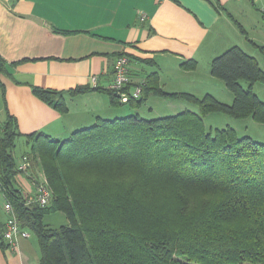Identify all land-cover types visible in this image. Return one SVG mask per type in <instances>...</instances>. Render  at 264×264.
Returning a JSON list of instances; mask_svg holds the SVG:
<instances>
[{
  "label": "trees",
  "instance_id": "1",
  "mask_svg": "<svg viewBox=\"0 0 264 264\" xmlns=\"http://www.w3.org/2000/svg\"><path fill=\"white\" fill-rule=\"evenodd\" d=\"M252 44L264 56V46ZM181 65L190 70L196 62ZM210 74L232 93L230 103L210 93L163 91L150 74L131 105L153 92L198 111L99 117L63 140L26 134L52 192L47 206L26 204L16 186L13 148L22 134L8 115L0 135V189L20 226L35 233L38 264H264V143L231 126L207 128L203 120L217 112L264 123V101L253 91L255 83H264V71L254 56L232 45L211 60ZM87 90L32 86L62 112L65 94ZM107 92L112 105L120 104L112 89ZM53 211L65 213L68 223L45 224L43 215Z\"/></svg>",
  "mask_w": 264,
  "mask_h": 264
},
{
  "label": "crops",
  "instance_id": "2",
  "mask_svg": "<svg viewBox=\"0 0 264 264\" xmlns=\"http://www.w3.org/2000/svg\"><path fill=\"white\" fill-rule=\"evenodd\" d=\"M140 13L146 15L144 20H140ZM244 18L252 23L254 35L243 24ZM252 42L264 46V0H0V135L8 115L22 134L18 138L29 144L26 134L43 132L63 140L99 117L140 115L143 107L145 114L151 115L146 118L188 108L175 104L180 99L153 92L141 105H112L107 90L114 59L121 53L130 59L131 89L156 74L163 91L197 97L210 93L230 103L232 93L210 74L211 60L232 45L255 57L250 51L256 48ZM191 59L196 67L184 69L181 64ZM201 68L208 70L215 89L197 80ZM92 76H96L95 84ZM32 86L63 91L87 86L89 90L65 94L66 111L62 112L37 97ZM20 155L14 153L15 158ZM29 173L35 176L33 166ZM27 178L32 177L15 176L24 197L20 179L26 182ZM1 193L5 203L7 198L0 189ZM6 219L3 207L1 232ZM39 255L37 238L31 235L18 238L13 246L5 240L0 246V264H38Z\"/></svg>",
  "mask_w": 264,
  "mask_h": 264
},
{
  "label": "rangeland",
  "instance_id": "3",
  "mask_svg": "<svg viewBox=\"0 0 264 264\" xmlns=\"http://www.w3.org/2000/svg\"><path fill=\"white\" fill-rule=\"evenodd\" d=\"M237 19H238V21H242L239 16L237 17ZM243 20H244L243 24L245 25L246 29L249 31L250 35H254L255 32L252 30V27H251L252 23L248 22L246 20V18H244ZM260 20H261V18H260ZM255 41H257V40H255ZM250 51H251V53H253L255 55V57L257 58V60L259 62L260 67L264 71V56L256 48L251 49ZM196 75H197L196 78H197V80H199L200 83H202L203 85H206L211 90L215 89L214 86L213 87L211 86L212 82L211 81L209 82V79H208L209 73H208L207 69H203V68L199 69V71H197ZM215 82H219V84H223V82L220 81L219 79H215ZM253 91L259 96V98L262 101H264V83L263 82L255 83L253 86ZM217 92H218V90H217ZM219 97L222 99V96H219ZM221 101H223V100H221ZM174 102H175V104H184L188 108H181V107H179L177 109L175 108L176 110H173L169 114H165V115H174V114L181 112L185 109H191L193 111H198V106L190 104L185 100L180 99V100H176ZM223 102H225V101H223ZM114 106L116 108L134 107L130 103L117 104ZM157 106L155 105L156 109H157ZM161 107H159V108H161ZM176 107H178V106H176ZM143 108L140 111V115L142 117H145V118L150 117L151 115L147 116L148 114H145L146 111ZM128 114H130V113H128ZM128 114H121L118 116H113L112 118L122 117V116H125ZM112 118H110V119H112ZM203 120H204L205 126L207 128L215 129V128H223V127L231 126V127L235 128L238 135H240V136L248 135L253 140L260 142V143H264V123L256 122L251 117H247V118H243V119H237V118H234L228 114L213 112V113L206 114L203 117ZM13 151H14L16 156L20 155L23 151L28 152L27 154H29V157L31 160V165L33 166V172H34L35 176L38 177L40 175V172L43 173L42 168L39 165V156L37 155L36 157H34L35 155H33L30 151V143L26 144L24 142V139L17 138L15 140V146L13 148ZM4 201H5V198H4L3 194L1 193V195H0V211H1V208H3ZM43 222L50 227H58L60 225L67 224L68 218L65 215V213H63L61 211H53V212H47L46 214L43 215ZM27 230L30 232L31 238L36 240L35 233L30 229H27Z\"/></svg>",
  "mask_w": 264,
  "mask_h": 264
},
{
  "label": "built area",
  "instance_id": "4",
  "mask_svg": "<svg viewBox=\"0 0 264 264\" xmlns=\"http://www.w3.org/2000/svg\"><path fill=\"white\" fill-rule=\"evenodd\" d=\"M146 15L140 13V20H144ZM129 57L126 54L116 56L112 66V89L119 102L126 103L130 98L138 99L141 96L142 84H136L133 89L130 88L129 76ZM96 76L91 77L92 84H95ZM16 176L20 178L23 174H29L32 178L27 181L21 180V184L25 189V203H36L39 206H47L52 197L51 189L47 183L46 177L40 172L38 177L32 176L29 172L32 168L31 160L28 154H22L15 158ZM4 210L7 213V219L2 229V237L9 245L13 246L18 238H27L30 232L21 227L19 221L13 211L10 201L7 199L4 203Z\"/></svg>",
  "mask_w": 264,
  "mask_h": 264
}]
</instances>
